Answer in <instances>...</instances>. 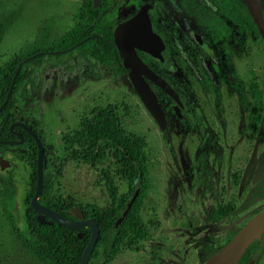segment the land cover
<instances>
[{"label": "rangeland", "instance_id": "rangeland-1", "mask_svg": "<svg viewBox=\"0 0 264 264\" xmlns=\"http://www.w3.org/2000/svg\"><path fill=\"white\" fill-rule=\"evenodd\" d=\"M78 6L79 0H0V14L15 15L0 41V69L42 36L49 43L59 41L77 22ZM66 56H46L38 68H24L25 81L12 96L13 116L41 136L51 185L47 196L86 210L109 206L102 172H108L118 195L126 187L110 159L84 163L70 157L79 148L72 137L80 121L90 118L93 108L112 105L121 127L143 140L147 176L139 217L145 237L121 247L106 264H202L206 247H217L212 236L241 227L264 208V45L259 36L241 31L240 52L228 56L217 75L224 81L206 92L191 91L194 104H185L191 126L178 122L162 98L168 122L162 131L125 75L102 70L97 77L95 71L87 73L91 67L76 52ZM192 99L186 96V102ZM64 139H71L70 145ZM199 151L205 153L202 170L196 163ZM26 152L13 147L1 154L9 166L0 171V264H40L23 246L24 199L32 174ZM225 204L233 206L231 216L217 225L204 222L208 207ZM246 256L264 264V235Z\"/></svg>", "mask_w": 264, "mask_h": 264}, {"label": "trees", "instance_id": "trees-1", "mask_svg": "<svg viewBox=\"0 0 264 264\" xmlns=\"http://www.w3.org/2000/svg\"><path fill=\"white\" fill-rule=\"evenodd\" d=\"M14 17V13H10L9 15L0 14V41L6 28ZM241 31L258 36L257 30L252 24L244 6L240 4V33ZM75 32L76 29L71 28V30L59 41L54 43H49L46 37L42 36L40 40L29 44L21 55L8 61L0 69L1 105L6 96L15 68L17 64L21 63L12 86L9 100L2 110H0V141L13 138L8 130L10 124L15 121V117L13 116L14 106L12 103V96L16 91L17 85L23 80L25 81L26 74L24 68L28 64L38 66L42 59L47 58L46 56H52L47 55L45 51L64 50L76 44L74 51H83V53L84 51L85 53L88 52L91 57L102 65L111 66L113 69L120 68L118 65L119 58L116 56L112 44L102 45L98 51H95L92 46L89 47L86 43L78 44L77 42L80 40V37H78ZM30 56L33 57L27 60ZM27 81L29 80H26V82ZM29 83L31 86V82ZM12 129L20 131L16 127H12ZM84 129L86 133L82 141L86 144V150L81 153L72 152L71 158L77 162L83 160L90 163L96 159H110L114 173L127 183V193L117 196L114 192V187L110 185L108 172H102V177L108 183L107 190L112 202L104 210H98L93 207L90 210H85V215L94 220L99 228V236L87 264H97L101 259L107 263L121 247L131 246L145 237V231L141 226L138 215L146 184V166L143 153L144 143L141 138L123 130L115 118L114 109L111 106H105L99 109L94 114L93 119L84 125ZM20 133L22 134L24 143L17 147L26 149L27 159L32 170L30 188L24 199L26 211L23 215V246L40 264H78L87 242L88 230H82L81 238H77L76 232L68 230L59 224L50 223L46 225L36 221V213L32 211L28 204L35 185L36 148L34 142L28 135L22 131H20ZM36 135L41 141L40 135L38 133H36ZM5 148V146L0 145V152ZM196 162L200 169L205 167V153L203 151L198 152ZM50 186V178L48 174L43 171L42 192L38 198V202L42 206L52 209L55 212L72 206L64 200L47 196ZM135 190H138L137 195L121 222L114 228V221L120 216L125 208V203ZM1 201L4 208L9 207L8 202L3 199H1ZM233 212L234 208L230 204L209 207L204 213V222L208 225H217L222 219L231 216ZM6 217L9 218L10 215L7 213ZM236 231L237 229L229 230L221 237L212 236L210 240L214 245L217 244L219 248L221 246L220 243L229 240ZM257 243V241L252 243L248 247V250L257 245ZM215 251L216 248L208 245L206 247V256L213 254ZM246 252L237 264L247 263L249 258H247Z\"/></svg>", "mask_w": 264, "mask_h": 264}, {"label": "flooded vegetation", "instance_id": "flooded-vegetation-1", "mask_svg": "<svg viewBox=\"0 0 264 264\" xmlns=\"http://www.w3.org/2000/svg\"><path fill=\"white\" fill-rule=\"evenodd\" d=\"M259 2L264 7V3L261 0H259ZM141 11L145 12L147 21L149 23L150 31L152 35L154 36L153 37L154 41L157 38L159 40V43L162 45V48L159 49L158 51L159 56H152L149 53L141 51L137 48H134V53L138 57V59L154 75H156L158 78L164 81L171 88V90L174 92L175 96L177 97V100L180 105H177V103L171 97H169L165 92L162 91V89L156 86L153 82H151L150 80L146 78H143L149 90L154 95L156 104L158 105V108L162 114V117L164 120V127L160 128L158 124L153 120L151 115L147 112V110L145 109L141 101L140 100L139 101L160 131L164 130L168 124L167 118L163 112V108L160 105L162 103V98L168 101L167 104H171L170 110L178 122L183 123L184 126H191V124L193 123L191 119L192 112L185 105V104H194L192 96L190 94L192 93L191 91L192 90L196 91L197 89L199 91L206 92L207 89H211L212 87L215 86L214 83L219 84L222 81H224V80L217 81V75L221 73L220 70L222 69L223 61H226L228 56L233 55L235 51L240 52V1L239 0H97L96 4L94 5V0H79V6L77 10V22L70 28L76 29L75 34L78 37H80V40L77 42L78 44L86 43L89 47L92 46V48L95 51H98L102 45L112 44L114 46V51L116 53V56L119 58L118 52L114 44L113 29L117 25H120L124 22L131 20ZM263 17H264V12L262 13V19ZM70 28L69 30L66 31V33L71 30ZM125 35L128 40L130 39L129 35L132 36L134 34L127 33ZM75 45L76 44L69 47V48H72L69 51H66L67 49H69L67 48V49L58 50V51H45V53L47 55H52V56L59 55L61 53H66V54L68 53L67 54L68 56L76 52L78 56L81 58V60L85 61L86 64L89 67H91V69L89 68L87 71L88 74L95 71L93 72L95 76L100 77L103 74L102 70H104V71H107L111 76L125 75L127 80L129 81V78H128L129 69H125L122 67L120 58L118 62V65L120 66V68L113 69V67L111 66L102 65L101 63H99L96 59L91 57V55L88 52L85 53L84 51L83 53V51H74ZM39 64L38 66H36V68L39 67ZM191 83H193L194 86L190 85ZM129 84L133 90V87L130 81H129ZM214 92L217 93L216 89L214 90ZM134 94L136 95L135 92ZM192 95L194 96V94ZM186 96L189 97V100L192 99L191 102L189 103L186 102L187 101ZM194 102H195V99H194ZM106 106L113 107L114 116L119 123V119L116 115L115 106H112V105H106ZM99 109L101 108H93L90 112V118L88 119L85 118L80 121L79 130L75 132L72 137L73 139L76 140V142H78L79 148L78 150H74V149L71 150L69 154L70 157H71L72 152L81 153L84 150H86V146H85L86 144L82 141V138H84V135L86 133L84 129V125L89 123L93 119L94 114ZM19 123L25 126H28L35 135L36 133L39 134V132L36 131L33 126H31L30 124L22 120L15 118V121H13L8 127V130L11 133L13 138H11L10 140H5V141H18L19 138L17 137V135L19 134L22 137V134L20 133V131L28 135L20 127L15 125ZM12 127H16L20 131L12 129ZM64 141H66L65 142L66 144L69 143V145L71 143L70 142L71 139H69L68 142L65 139ZM23 143H24V139H23L22 144ZM22 144L3 145V146H5L6 148H13V147L21 146ZM3 151L4 150L0 152V158L2 160H5L2 157L3 155H1ZM196 159H197V156H196ZM80 161L84 163H90V162H85L83 160H80ZM96 161H99V160L96 159L93 162H96ZM8 166H9V162H8ZM44 168H43V171H44ZM207 172L208 171H206V173ZM115 176L117 175L115 174ZM146 176H147V169H146ZM108 177H109V174H108ZM104 182H105L106 189H107L108 183L105 180ZM124 183H125L126 191L125 193H122L120 195H124L127 193V183L125 181ZM110 185H112L111 181H110ZM114 192L116 193L117 196H120L117 194L115 187H114ZM137 193H138V190H135L133 192V194L128 198V201L125 203V207H126V204L132 198V196H134L135 198ZM108 196H109L108 199H109V205H110V203L112 202V199L110 195ZM134 198L132 199V201L134 200ZM70 209L80 210L82 213L83 220L85 219L92 220L91 218L85 215L86 209L73 207V205L66 207L63 210H60L59 212H55L52 209L50 210L57 213L58 215L62 216L63 218L67 220L75 221V219L71 216V214L68 213V210ZM138 215H139V211H138ZM45 220H47V218H45ZM113 227H114V223H113ZM241 227L234 228V229H237L238 231ZM84 229L88 230V237H89L90 231L88 228H83L79 232L81 233V231ZM97 229H98V236H99L98 226H97ZM263 235L264 233L260 236L258 240H256L258 242L257 245L259 244V241ZM88 237H87V241H88ZM227 241L222 242L219 248H221ZM257 245H255L254 247H256ZM214 248H216V251L219 249L218 246ZM247 250L248 248L246 249V251ZM209 256H206L205 260ZM249 261H252V264H253V260L251 258H249L247 263ZM157 263L158 262L156 260H150L149 262L145 264H157ZM97 264H106V263L104 262V260L101 259L99 262H97Z\"/></svg>", "mask_w": 264, "mask_h": 264}, {"label": "water", "instance_id": "water-1", "mask_svg": "<svg viewBox=\"0 0 264 264\" xmlns=\"http://www.w3.org/2000/svg\"><path fill=\"white\" fill-rule=\"evenodd\" d=\"M97 0H94V5ZM240 4L244 6L247 14L249 15L253 25L257 29V32L264 43V21L262 19V13L264 7L259 0H239ZM133 33L127 40L125 34ZM144 11L138 13L131 20L117 25L113 29V38L115 48L118 52V56L121 59L122 67L129 69L128 78L133 87L134 92L138 96L139 100L151 115L153 120L158 124L160 128L164 127V120L162 114L156 104L155 97L149 90L147 84L143 78H146L153 82L156 86L162 89L169 97H171L177 105H180L177 97L171 88L160 78L154 75L135 55L134 48L149 53L152 56H159L158 51L162 48L159 40L156 38L154 41ZM67 49L66 51L71 50ZM55 53V52H54ZM33 56L27 58L31 59ZM21 63L17 64L12 79L9 83L6 96L0 105V110L6 105L9 100L12 86L16 75L19 71ZM25 131L34 142L35 153V185L31 198L29 199V207L36 213L35 219L40 224L56 223L62 227L76 232V237L81 238L79 232L83 228H88L90 233L88 241L82 251L78 264H87L89 256L95 245L98 237V229L94 221L90 219H82V213L78 209H70L68 213L75 219V221L67 220L50 209L43 207L39 204L38 198L42 192V171L45 166V159L43 154V148L38 137L30 130L28 126L21 123L15 124ZM18 141H0V145H20L23 142L22 137L18 134ZM8 166V162L0 158V171ZM135 195V194H134ZM132 198L126 204L125 210L121 216L114 222V227L120 223L128 208L131 205ZM47 218V220H45ZM264 233V209L250 218L221 248H219L214 254L209 256L203 264H237L246 249ZM247 264H252L249 261Z\"/></svg>", "mask_w": 264, "mask_h": 264}]
</instances>
